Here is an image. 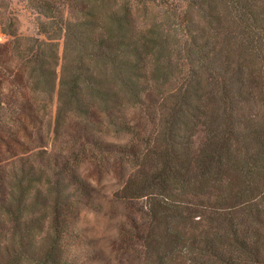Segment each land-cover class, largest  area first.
<instances>
[{"label": "trees", "instance_id": "trees-1", "mask_svg": "<svg viewBox=\"0 0 264 264\" xmlns=\"http://www.w3.org/2000/svg\"><path fill=\"white\" fill-rule=\"evenodd\" d=\"M27 5L41 37L0 12V264H264V0Z\"/></svg>", "mask_w": 264, "mask_h": 264}, {"label": "rangeland", "instance_id": "rangeland-1", "mask_svg": "<svg viewBox=\"0 0 264 264\" xmlns=\"http://www.w3.org/2000/svg\"><path fill=\"white\" fill-rule=\"evenodd\" d=\"M0 12L10 13L17 20L18 34L25 37H41L37 30V16L28 7L27 0H0ZM8 37L0 33V43ZM62 46L60 44V53Z\"/></svg>", "mask_w": 264, "mask_h": 264}]
</instances>
